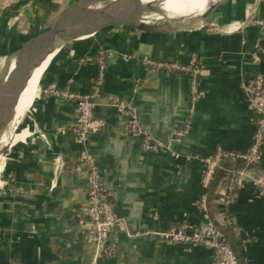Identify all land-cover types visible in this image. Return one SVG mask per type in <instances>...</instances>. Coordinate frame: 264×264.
Wrapping results in <instances>:
<instances>
[{
    "label": "crops",
    "instance_id": "obj_1",
    "mask_svg": "<svg viewBox=\"0 0 264 264\" xmlns=\"http://www.w3.org/2000/svg\"><path fill=\"white\" fill-rule=\"evenodd\" d=\"M72 1L0 0V59L47 31ZM215 1L200 0L192 9L187 0L162 5L167 17L180 19ZM249 19L264 21V0H221L204 26L164 27L167 18L150 24L160 27L155 31L112 26L64 45L0 159V264H90L92 248L83 237L86 182L72 173L84 156L95 161L114 213L124 221L109 234L112 257L98 264H211L209 249L168 244L161 234L182 223L188 233L201 226L196 204L205 160L217 149L246 152L252 143L257 115L243 86L257 75L264 78V36ZM101 48L114 54L93 109L105 127L80 143L69 131L75 104L42 90L88 94ZM192 56L200 61L193 103L187 76L149 73L142 62L147 57L185 65ZM136 78L145 80L134 95L139 123L162 145L154 152L128 135L124 118L107 105L111 96L127 99ZM14 89L18 93L20 86ZM242 169L240 161L222 162L208 211L238 264H264V192L250 182L238 189L228 206L232 230L219 203L224 177ZM247 171L264 179V148Z\"/></svg>",
    "mask_w": 264,
    "mask_h": 264
},
{
    "label": "built area",
    "instance_id": "obj_2",
    "mask_svg": "<svg viewBox=\"0 0 264 264\" xmlns=\"http://www.w3.org/2000/svg\"><path fill=\"white\" fill-rule=\"evenodd\" d=\"M248 23L258 25L264 36V21L249 19ZM212 28L213 30L216 29L215 27ZM113 57L114 54L109 49L101 48L97 51L94 59L96 71L90 92L86 95L51 87L42 90L45 96H53L75 104L76 117L69 131L80 143L86 142L92 135L99 134L105 127L103 120L94 117L93 109L97 105V99L105 82L108 64ZM142 62L149 73L164 71L174 75L184 74L187 76L191 103H193L196 95V76L200 69V61L196 56H192L185 65L178 62L156 61L147 57L143 58ZM144 83L145 80L141 78L134 79L131 94L127 99L111 96L108 98L107 105L117 109L124 118L126 133L138 139L144 150L154 152L162 145L151 136L147 129L140 125L134 102L136 91ZM243 87L250 109L257 115L249 149L246 152H225L217 149L212 157L206 159L201 178L203 192L196 204V208L202 217L201 226L192 233H188L189 225L182 223L161 234V237L168 244H188L209 249L212 252L211 264H238L230 242L214 225L208 211L207 191L222 162L225 160L240 161L243 163L244 169L228 173L223 188V196L219 202L221 208H228L238 189L245 182H250L255 189L264 192V179L259 176H251L247 171L248 168L259 163V156L264 148V78L257 75ZM72 173L78 177H84L86 182L87 206L84 209L86 226L83 230V237L84 242L92 248L90 264H98L100 260L112 257L113 250L109 244V234L113 229L124 226V221L115 215L101 173L92 157L84 156L77 160L72 166ZM226 221L229 226L233 225L232 219ZM247 237L248 239L251 238L249 235Z\"/></svg>",
    "mask_w": 264,
    "mask_h": 264
},
{
    "label": "water",
    "instance_id": "obj_3",
    "mask_svg": "<svg viewBox=\"0 0 264 264\" xmlns=\"http://www.w3.org/2000/svg\"><path fill=\"white\" fill-rule=\"evenodd\" d=\"M86 1L87 0H73L69 5H67L59 13L58 17L47 31L42 33L37 38L28 41L19 51L15 53L19 57L18 61L15 62L12 69L0 76V96L5 95L7 98L2 107L0 105V159L4 156L6 150L13 142V138L21 126L26 113L32 106L31 105L28 108L24 116L11 130L10 127L15 118V110L19 98L22 92L28 87L34 71L47 59L48 56L51 55L49 63L39 80L33 84V87H40L41 81L53 59L67 43L86 38L101 29L112 26H127L138 31H155L160 29L159 26H152L144 21L148 9L153 7L154 4H144L142 3V0H134V3L138 8V14L135 19L124 21L115 18L110 21L88 24L86 23L84 13ZM220 1L221 0H217L212 3V5L199 17L201 19V23L197 25L198 27L205 25L206 20L209 18L213 9L219 5ZM164 27L179 28L181 25L172 23L169 20ZM30 58H33V62L31 63L29 62ZM4 82H6L7 88L11 86V90L7 91V88L5 90L3 85ZM20 83V90L17 94H15L14 88L20 85Z\"/></svg>",
    "mask_w": 264,
    "mask_h": 264
},
{
    "label": "bare ground",
    "instance_id": "obj_4",
    "mask_svg": "<svg viewBox=\"0 0 264 264\" xmlns=\"http://www.w3.org/2000/svg\"><path fill=\"white\" fill-rule=\"evenodd\" d=\"M153 2L157 0H152ZM161 0V6L164 7L162 4L164 3H172L175 0ZM189 7L193 5H198L200 3V0H187ZM209 8V7H208ZM207 8V9H208ZM136 9V5L134 3V0H87L85 3L84 13L85 17H88L86 19V23L88 24H95L99 22L104 21H110L111 19H121L124 21H128L130 19H135L137 14L134 13ZM163 9V8H162ZM207 9H204L203 12L200 14H190L185 15L179 19V17L173 16L170 20L172 23L182 25V24H189V26H197L201 23V19L199 18ZM192 10H190V13ZM165 11L163 10V13L157 15V16H165ZM175 19H179L178 21H174ZM31 45V44H30ZM51 58V55L47 57V59L34 71L33 77L30 80V83L28 87L22 92L16 110H15V118L13 122L11 123L10 129L12 130L16 124L18 123L19 118L22 116V114L25 112L28 104L30 101L39 94V87L35 86L33 87V84L36 83L37 80H39L41 74L46 69L49 60ZM19 57L14 54L12 57L6 60L0 59V76L8 72L12 67L15 65V62L18 61ZM29 62H33V58L29 59ZM5 90L7 88L6 82L3 83ZM21 87L18 85L17 87ZM16 87V88H17ZM8 87L7 89H9ZM8 91V90H7ZM17 94V93H15ZM5 99V95L0 96V105L2 106Z\"/></svg>",
    "mask_w": 264,
    "mask_h": 264
},
{
    "label": "rangeland",
    "instance_id": "obj_5",
    "mask_svg": "<svg viewBox=\"0 0 264 264\" xmlns=\"http://www.w3.org/2000/svg\"><path fill=\"white\" fill-rule=\"evenodd\" d=\"M161 0H157V1H155V2H152L151 4H154V6L153 7H151L150 9H148V12H147V15H146V17L144 18V21L145 22H149V24H157V23H161L163 20H165V19H169V20H171L172 19V17L173 16H171V17H167L166 15L165 16H160V17H158L157 15H159V14H161V13H163V7L161 6ZM165 14H166V12H165ZM88 17H86V19H87ZM182 26H186V27H188L189 25H187V24H182ZM3 61L4 60H6V59H2ZM13 88H14V86H13ZM9 90H11V86H10V88L8 89V91ZM15 93H17L16 91H15ZM6 96H5V99H4V102H3V104L5 103V101H6ZM2 104V105H3ZM2 107V106H1Z\"/></svg>",
    "mask_w": 264,
    "mask_h": 264
},
{
    "label": "trees",
    "instance_id": "obj_6",
    "mask_svg": "<svg viewBox=\"0 0 264 264\" xmlns=\"http://www.w3.org/2000/svg\"><path fill=\"white\" fill-rule=\"evenodd\" d=\"M41 83H42V81H41ZM41 85V84H40ZM214 178H215V176H214ZM226 178H227V176H225L224 177V180H223V185H225L226 184ZM214 180V179H213ZM213 183V182H212ZM211 183V185H210V188L208 189V191H207V197H209V195H210V192H211V189H212V186H213V184ZM222 210L224 211V214H225V219L226 220H228V219H231V215H230V213H229V209L228 208H222ZM229 226V225H228ZM230 230H232L233 229V225L232 226H229L228 227ZM226 236V235H225ZM226 238H227V236H226ZM229 241V240H228Z\"/></svg>",
    "mask_w": 264,
    "mask_h": 264
}]
</instances>
